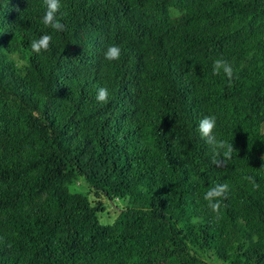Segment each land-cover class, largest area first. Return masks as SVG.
<instances>
[{
  "label": "trees",
  "instance_id": "1",
  "mask_svg": "<svg viewBox=\"0 0 264 264\" xmlns=\"http://www.w3.org/2000/svg\"><path fill=\"white\" fill-rule=\"evenodd\" d=\"M60 4L54 32L45 0H0V264H264V0Z\"/></svg>",
  "mask_w": 264,
  "mask_h": 264
},
{
  "label": "clouds",
  "instance_id": "2",
  "mask_svg": "<svg viewBox=\"0 0 264 264\" xmlns=\"http://www.w3.org/2000/svg\"><path fill=\"white\" fill-rule=\"evenodd\" d=\"M47 10L41 18V23L47 27L51 28L54 32H62L66 30L65 25L57 19V12L59 11L61 4L60 0H45ZM52 41V36L49 34L42 35L38 39L31 41L30 47L36 52L47 51ZM121 55V48L117 45H110L106 48L104 52V59L111 62L118 60ZM213 75H219L221 71L229 79L233 76L232 65L228 63L225 59L216 58L213 61ZM108 89L106 87H99L96 92V101L99 103H105L108 99ZM217 118L214 115L205 116L199 121L198 131L201 138L211 147L212 150V163L216 166L226 165L228 161L232 159L233 152L236 151L233 143L225 139H220L217 135L213 134L216 128ZM264 159V157H262ZM264 169V168H261ZM245 179L249 180L255 187L258 185L255 183L253 177L248 176ZM229 191V185L227 182L216 183L207 188L203 194V200L206 202L207 207L219 217V212L221 208V199ZM193 222H196V218H193Z\"/></svg>",
  "mask_w": 264,
  "mask_h": 264
},
{
  "label": "rangeland",
  "instance_id": "3",
  "mask_svg": "<svg viewBox=\"0 0 264 264\" xmlns=\"http://www.w3.org/2000/svg\"><path fill=\"white\" fill-rule=\"evenodd\" d=\"M107 210H109V215L106 216V214H104L106 217H104L103 215L101 216L100 222L101 223H111L113 222V220L115 219L116 215L118 214V210L116 208L115 205H112L111 208H107Z\"/></svg>",
  "mask_w": 264,
  "mask_h": 264
}]
</instances>
